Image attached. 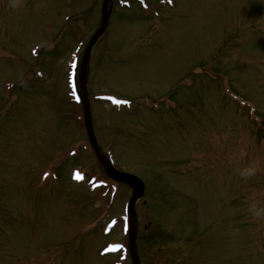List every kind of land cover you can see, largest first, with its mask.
Instances as JSON below:
<instances>
[{"label":"rangeland","instance_id":"obj_1","mask_svg":"<svg viewBox=\"0 0 264 264\" xmlns=\"http://www.w3.org/2000/svg\"><path fill=\"white\" fill-rule=\"evenodd\" d=\"M19 1L0 5V49L9 56L30 51L26 49L34 41H48L47 35L52 36L48 20L58 19L59 3L68 0H31L32 5ZM161 13L162 20L150 14L143 25L121 15L111 39L121 44L117 39L133 36L136 55L124 62L105 56L100 65L104 71L93 69L101 81V85L96 81L94 92L148 98L131 115L124 109L115 111L109 103L96 106L106 150L118 166L135 171L151 186L136 207L144 262L264 264V215L256 217L249 210L252 204L264 208V121L253 117L264 118V0H176L175 7H163ZM41 19L47 24L37 30ZM63 44L71 50L60 62L53 88L61 95L68 92L64 67L70 53L74 58L81 50L77 47L82 48L71 34ZM1 58L7 60L5 55ZM1 67L0 95L5 93L4 81L15 80L14 72L3 63ZM202 67L214 73L202 75ZM218 73L227 75L229 86L214 77ZM50 82L46 79L38 90L47 88L48 94ZM230 86L249 102L248 107L238 106L225 94L226 102L219 97ZM170 95L168 104L163 101L166 106L161 103L153 109L160 98ZM21 97L10 112L15 119H0V225L11 230L1 231L0 264H99L84 241L79 240V249H63L67 260L63 254L59 258L57 246L87 217L92 221L87 226L91 244L110 237L123 241L118 228L104 237L101 227L121 216L130 189L118 185L115 197L108 199L103 188L97 200L94 196L93 210L87 182L69 180L67 171L78 165L77 158L65 157L70 151L79 154L84 165L77 167L87 178L96 176L109 189L113 182L96 169L92 154L82 146L87 147L81 132L77 137L75 130L68 133L62 123L56 125L54 110L43 116L34 107L31 115L36 98ZM45 107L51 106L45 101ZM2 111L6 105L0 103V115ZM54 158V165L60 158V163L66 161L58 181L49 179L57 175L49 166ZM248 167L255 172L244 178L240 170ZM47 168L49 180L39 183ZM102 202L107 203L104 209ZM191 226L199 240L192 237ZM114 258L102 259L101 264Z\"/></svg>","mask_w":264,"mask_h":264},{"label":"water","instance_id":"obj_2","mask_svg":"<svg viewBox=\"0 0 264 264\" xmlns=\"http://www.w3.org/2000/svg\"><path fill=\"white\" fill-rule=\"evenodd\" d=\"M106 25V20H104V23L102 25V27H105ZM102 30H100L98 32V34L95 36L94 40L98 37V35L101 33ZM86 65V59L84 60V66ZM87 118H88V123H89V134H90V138L91 141L93 143V146L96 149V154L99 157V160L101 161V163L104 165L106 172L114 177L117 180H121V181H125L129 184H131L134 188V193L132 196V200L130 202V206H131V224H130V244H131V248H132V254H133V259L135 261L136 264H139V258L138 255L136 253V247H135V239H136V233H137V225H136V220H135V213H134V206H135V201L137 198H139L140 196H142L143 191H144V183L141 179H139L137 176L132 175V174H128V173H123L120 171H117L116 169H114L108 159L105 157V155L103 154V152L101 151V148L98 146L96 138L92 132V126H91V121H90V117H89V110L87 109Z\"/></svg>","mask_w":264,"mask_h":264},{"label":"clouds","instance_id":"obj_3","mask_svg":"<svg viewBox=\"0 0 264 264\" xmlns=\"http://www.w3.org/2000/svg\"><path fill=\"white\" fill-rule=\"evenodd\" d=\"M15 6V5H13ZM255 172V169L253 167H248L245 169L240 170V175L244 178L253 175ZM249 210L253 213L254 216L259 217L261 215H264V208H259L255 204H252L249 206Z\"/></svg>","mask_w":264,"mask_h":264},{"label":"snow or ice","instance_id":"obj_4","mask_svg":"<svg viewBox=\"0 0 264 264\" xmlns=\"http://www.w3.org/2000/svg\"><path fill=\"white\" fill-rule=\"evenodd\" d=\"M76 175H77V177L79 178L80 174H79L78 172H77V174H76Z\"/></svg>","mask_w":264,"mask_h":264},{"label":"trees","instance_id":"obj_5","mask_svg":"<svg viewBox=\"0 0 264 264\" xmlns=\"http://www.w3.org/2000/svg\"><path fill=\"white\" fill-rule=\"evenodd\" d=\"M149 237V236H148ZM151 237V236H150Z\"/></svg>","mask_w":264,"mask_h":264}]
</instances>
